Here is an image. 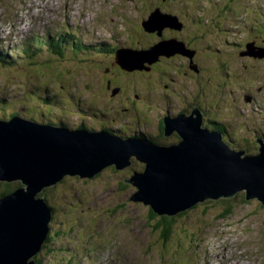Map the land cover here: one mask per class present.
I'll use <instances>...</instances> for the list:
<instances>
[{
  "label": "rangeland",
  "instance_id": "obj_1",
  "mask_svg": "<svg viewBox=\"0 0 264 264\" xmlns=\"http://www.w3.org/2000/svg\"><path fill=\"white\" fill-rule=\"evenodd\" d=\"M86 1L90 2L93 0ZM162 1V3H156L158 6L154 8L152 0H97L98 4L96 6L100 5L104 8V10H101V7H99L100 14L107 15L109 18L110 25L109 23L106 25L108 29L116 27L120 32L123 31L125 38L122 37L124 41H120L119 44L121 46L125 45V51H120L117 58H114L113 54L108 57L104 55L98 58V47L100 46L97 44L101 43V41L97 37L87 34L83 40L84 43H90L93 48L98 49H95L96 52L94 54L88 57L84 56L91 62L87 63V60L76 58L70 52L63 54V56L53 61L51 66L53 67L52 71H55L56 75L61 76L59 80L76 84L84 95L91 93L103 111H106L105 106L109 105V101L116 99L113 101L110 111L117 112L120 111L119 109L124 104H130L125 101L128 98L127 95L125 97H118L116 89H110L105 85V76L109 74V70L117 72L113 70L112 65L117 64L116 61L118 59L124 71L130 72V74L124 73L119 77L127 83L126 85L125 82L121 83L122 87L131 91L135 86L133 87L128 84H131L130 81H136L139 92L135 90L133 94H136L137 97H142L141 100H144L143 97L149 100L152 108L143 102L139 103L138 106L143 110V114L152 109L148 116L152 118L153 125L151 128H147L139 124V120L136 118L140 116L133 110L127 111V114L121 113V122L117 121L116 125L107 124V121H94V119H88L89 124L96 125L98 128L103 125L114 132L119 131L124 122L128 123L129 126L138 127V124L142 128L138 127L141 132L148 130L149 135L146 136L152 139L150 136L157 134L158 128L156 124H158L161 118L162 120H165L166 117L176 119L190 109L195 108L201 112L202 123L204 119L211 121L215 125H222L220 128L223 131L216 128L215 132L221 134L223 139L224 136H228L229 143L224 142L228 149L233 152H244L243 157L258 155L261 151L258 139H264V43L259 42L257 44V41L260 39L259 33L258 39L252 38V42L248 41V46L243 45L245 49H243V53L240 55L242 51L239 48L241 45H238L240 43L239 39H243L244 44L247 42L249 36L248 34L243 35V0H228V3L225 1L219 3L220 7L227 9L226 17L229 23H227V20L225 23L222 21L223 27L220 32L215 27L213 29V23H215V26L219 25L222 18L221 11L224 9L218 6L219 0H172L174 1L172 5L167 2L168 0ZM64 2L65 4L69 3V0H47V2L45 1L42 4L45 6L44 12H47L48 9V12H50L51 8L55 7L53 3H57L61 5L59 13L68 14L66 18L72 21L84 18L80 13L69 14L71 9L65 10L62 8ZM11 10L14 21L17 11L13 7H11ZM149 11L155 13L150 16ZM84 13L86 15V11ZM142 18L147 20L146 26L150 35L158 37L157 39L160 38L159 33L167 35L169 38L168 42L166 44L160 42V45H153L159 46V48H155L154 50L153 46H142L137 39H134L131 25L139 23V20ZM61 19V17L57 18V20ZM197 19L202 20V30L198 35H196L198 28L195 24ZM182 24L185 25V28ZM155 29L159 33H153ZM198 39H200V42L203 41V44L196 47L198 44L196 42L192 47L191 41ZM134 42L139 45L136 50L131 48V46H134ZM114 43L113 41L109 45H113ZM186 46H190L192 49H187ZM247 47L252 48L248 49ZM55 50L54 54L61 53L58 48ZM131 50L136 51V53L140 52V56L132 54ZM44 56L45 52L43 53ZM76 56L82 57L83 55L76 54ZM159 59L163 63L169 62V65L163 64L162 67H169V70H171L169 73L176 80L174 85L172 83V85L165 87L163 83H160L162 76H159L156 80V85L159 84L160 86L156 90L153 87L146 88L147 84H143L147 81L146 74L141 73L144 77L140 82V77H131L133 76L132 73L137 70L145 72L147 67L158 64L160 62ZM39 67L43 66L39 65ZM179 69L183 70V77L182 75L178 76ZM147 70L150 72V69ZM37 76L39 77L40 75L37 74ZM177 78L179 79L177 80ZM120 79L119 81L121 82ZM47 81L50 80L47 79ZM51 81L54 80L52 79ZM57 85L59 84L57 83ZM169 89L172 90V93ZM164 92H166L165 95H163ZM244 95L246 96L244 97ZM111 112L110 114L114 116ZM134 131H137V129L135 128ZM86 132L95 133L89 130ZM138 133L140 134V132ZM174 135H176V138L174 137L170 144H163L164 141L160 137L158 139L157 135L153 139L160 146L168 147L172 146L171 144L176 140L178 143L181 142V135L178 133H174ZM138 138L146 139V137H142L141 135ZM130 140H132L131 137ZM130 161L132 165L122 170H117L115 165L108 166L94 175L91 180L81 179L78 175H66L64 179L53 187L43 188L36 196L46 188H54L50 191L57 192L54 194L56 197H64L70 189L79 190L80 194H84L86 191L87 194L94 193L95 195L92 200H99L101 208L99 211H105L104 214L108 219L111 221L119 219L124 221V223L128 222L127 224L138 228L139 230L136 231L141 235L144 233L151 238L154 236L159 238L160 231H157L155 222L150 218L149 206L140 202L127 201V198L129 196L132 198L139 189L131 184L122 183L124 182L123 180L130 179L136 170H144L141 173L143 174L146 169V163L136 160L135 156L130 157ZM19 185L23 186L20 181L10 183L0 181V191L5 189L4 187L6 186H10L13 189ZM12 193L0 196V200ZM226 199L220 198L218 201L208 200L204 203H197L188 210L189 213L185 211L187 214L179 217L180 219L177 216L183 212L174 216L175 222L178 223L175 227L174 235L179 234L182 235L181 238L184 237L185 233L181 232L185 228L184 225L191 226L188 231L191 235L179 240V246L177 245L176 237H174L173 240H170L166 244L165 252L169 254L190 252L191 247L189 245L194 238L200 239L193 242L192 245L201 244L202 246L209 245L211 247L215 243L216 230L211 228V226H207L210 223L209 221H211V225L217 222H219L218 225L231 222L232 228L235 229L236 233H242L238 225L243 223V252L247 251L249 255L246 256L243 253V264H253L251 260L255 258L259 260V264H264V205L257 198L247 201L246 191H239L234 198L227 199L235 200L231 201L235 204L231 218L229 220L216 221L214 219L215 209L210 211L209 209L217 207L218 204H213L214 202ZM209 203L211 204L209 205ZM72 204L76 205L77 202H72ZM116 208L118 209L112 213ZM115 213L117 215H114ZM157 218L160 219L159 217ZM62 222L63 219L59 215L56 219V226L60 228ZM52 225L53 222L50 221L48 225L49 229ZM198 230H201L199 235ZM47 242L46 249H52L54 243L51 244V240L47 241L46 238L44 243ZM255 253L258 254L254 256ZM210 254L213 255L212 252ZM37 255L39 253L28 259V263L33 261L32 258H36ZM199 257L196 260L202 258V256ZM110 258L113 259V256L110 257L108 254L98 253L94 257L92 264H107ZM227 258L224 257L218 264H236L233 258ZM216 260L217 258H215ZM196 262L193 259L190 264H196Z\"/></svg>",
  "mask_w": 264,
  "mask_h": 264
},
{
  "label": "water",
  "instance_id": "obj_2",
  "mask_svg": "<svg viewBox=\"0 0 264 264\" xmlns=\"http://www.w3.org/2000/svg\"><path fill=\"white\" fill-rule=\"evenodd\" d=\"M165 119L166 135H181L176 146L136 143L142 148L135 147V139L124 144L103 132L72 133L20 120L0 123V181L23 184L0 200V264H31L34 260L28 259L41 251L51 221V211L36 196L43 188L66 175L91 180L111 165L122 170L132 165V156L146 169L124 181L139 189L131 202L148 205L160 216L173 217L208 200L232 199L239 191H246L247 201L257 198L264 205V139H258V155L243 157L244 152L228 149L218 132L201 130L198 109Z\"/></svg>",
  "mask_w": 264,
  "mask_h": 264
},
{
  "label": "trees",
  "instance_id": "obj_3",
  "mask_svg": "<svg viewBox=\"0 0 264 264\" xmlns=\"http://www.w3.org/2000/svg\"><path fill=\"white\" fill-rule=\"evenodd\" d=\"M162 2H163L162 0H152V4H154L153 5L154 8H156V6H158L156 3H162ZM167 2L170 3V5H172V2H174V1L168 0ZM154 13L151 12V11H149V15L150 16L152 14H154ZM146 21L147 20H145V18H142L141 20H139V23H134V25H131L130 24L131 27H132V36L135 37L134 39H137V41H139V43H141L142 46H149V47H152L153 45H160L163 42L164 43L168 42V40H169L168 36L159 33V31H157V29H155L153 33H159L160 34V38L159 39H157L158 37L156 38L155 36L150 35L149 34L150 32L147 30V26L146 25L144 26V24L146 23ZM195 24L197 25V28H198V32H196V35H198V33L202 30V20L201 19H197V21L195 22ZM214 27L218 31H221V28L223 26H221V28H220V26H218V25L217 26L213 25V29H214ZM196 42L198 43L196 45V47L203 44V41L200 42V39H198V40H192L191 41V44H192L191 46L193 47L194 43H196ZM189 45H190V43H189ZM138 46L139 45H137V43L134 42V46H131V48H133V49L136 50L138 48ZM59 47H60V45H59ZM156 47H158V46H153L154 49ZM186 48L187 49H189V48L192 49L190 46H186ZM169 58H171V57H169ZM23 59H24V62H22V63L23 64H27V63L30 64L28 69H31V67L33 66L34 67L33 68V71H34L33 74L40 75L41 76V79L47 78V79H49L51 81L52 79H59V78H61L60 75H56V72L51 70V66H49V64H51V61H44V60H42L40 58V55L37 54V52L29 51L28 53H26L24 55ZM159 60H160V62L158 64H155V65H153L151 67H147V69H150V72L147 69L145 70V72L143 70L142 71H138L137 70V71H135V72L132 73L133 76H131V77H140L141 78V80L139 78V82H140V81L143 80L142 78L144 77L141 73L146 74L147 76L145 75V77H146L147 81H145V83H143V84H147V87L146 88L153 87V88H156V90H157V87L160 86L159 84L156 85V80L159 78V76H162V80H161L160 83H163V85L165 87H168V86L172 85V83L174 85V83H175L176 80L169 73V71H171V70H169V67H164V68L162 67L163 64L169 65V62L163 63L161 59H159ZM90 62H91L90 60L87 61V63H90ZM106 63H108V62H106ZM112 63H115V62H112ZM39 65H42L45 68L39 67ZM96 65H99V64H96ZM118 65H119L118 63L117 64H114V66L112 65L113 70H116L117 72H112L111 70H109V72H108L109 74H106L105 73L106 74V76H105V85L107 87H109L110 89L114 88L116 90H119L120 92L118 93V97L119 96L125 97L127 95V97H128V98H126L127 100H125V98H123V99L125 101L129 102L130 104L129 105L124 104L123 106L124 107H127L129 109V111L130 110H133L138 116H140V117H137L136 118L137 120H139V119L142 118L143 123H145V122L146 123H150V121H151L152 118L150 116H148V115H149V113L151 112L152 109H149L147 112H145L143 114V110H141V107L138 106L139 103L143 102L148 107L152 108L150 106V104H149V100L148 99L146 100L144 97H143V99L145 101L144 100H141L142 97H137L136 94H133L135 90H138V92H139V88L136 85L137 84L136 81L135 82L130 81L131 84H128V85H131L133 87L135 86L131 91H129L128 89H125L124 87H122L121 83L125 82V80H121L119 77L122 74H124V73L130 74V72H125L123 70L122 66L119 67L120 65L119 66ZM21 68H23V67L18 66L17 68L13 69L11 72H17ZM166 69H168V70H166ZM52 73H53V75H52ZM137 74H140V75H137ZM183 74H184L183 73V70H180L179 69L178 76L180 77V75H182V77H183ZM164 75H169V76H164ZM17 76H19V73L12 74V77H17ZM40 76H39V79H40ZM188 77H190V76H188ZM119 79L121 80V82L119 81ZM178 79L179 78H177V80ZM126 84L127 83L125 82V85ZM169 90H171V89H169ZM95 93H97V92L95 91ZM165 93L166 92H164L163 95H165ZM171 93H172V90H171ZM91 97L94 99V96L92 94H91ZM41 98L42 97H41V90L40 89H36V90H33V91L32 90H29V91H26L25 92V102L29 106H31V107H33L37 103V101L41 100ZM114 100H116V99H112L111 101H109V104L111 106H113L112 103H113ZM94 101H95V99H94ZM95 103H97V102L95 101ZM11 108L12 107L9 108L7 106L6 111H3L4 112L3 113V116H0V120H5L6 121V120L11 119V117L14 116V115H19V114L8 115L9 112L11 111ZM95 120H97V121H107V124H110L109 119L106 118V117H100L99 116V117L95 118ZM83 124L87 127V123L86 122H84ZM104 124H106V123H104ZM212 124L213 123H211V121H208V120H204L203 119V123H202V126L201 127H202V129L204 131L205 130L206 131L210 130L212 132H215L216 131V128H217V130L221 129L223 131V129L220 128V127H222V125H217V126L214 127ZM50 125H57V124H50ZM63 127H67L68 128L67 125H64ZM157 127H158V132L156 134L157 135V138L159 139V137H160L164 141L163 144H168V143L170 144L171 141H173L172 139L176 135H174V134L172 135V133H171L170 134V136L172 135L171 137L167 136L168 135L166 133L167 124H166L165 120L164 119L162 120V118H161V120L158 121ZM87 129H89V128H87ZM134 129L135 128H130L129 129V128H127L124 125V127L121 129V131L119 133H113L110 129H108L107 127H105L103 125H101L100 128H96V129L94 128V130H100V131H103V132L110 133L112 135L113 134H117L118 136L122 137V139H124V140H130V138L128 136H125L123 133H125V132L126 133L127 132L128 133H131V132L134 131ZM136 129H138V128H136ZM130 135H131L130 137L132 139L137 138V135H135V134L134 135L133 134H130ZM177 139H179V138H177ZM224 140L226 142H228V136H226V137L224 136ZM178 144L179 143L176 140L171 145L172 146H176ZM172 146H170V147H172ZM143 171L144 170H142V171L141 170H136L135 173L141 174ZM123 181H125V180H123ZM122 183H124V182H122ZM125 183H127V182H125ZM19 187H21V186L19 185V186H17V187H15V188L12 189L10 186H6V187H4L5 189H3L2 191H0V196L5 195L7 193H12L13 191H15L16 189H18ZM51 189H54V188H46L37 197H38V199H42V198H45L47 200L49 199V202L52 204L53 207H55V210H53V212L56 213L57 204L59 202L55 200L56 199V196H54V194L57 193V192L50 191ZM73 190L74 189H70V191H67V194L64 195V197H69V195L71 197L72 195H74L77 190H74V191ZM87 195H89V193ZM87 197H89V196H87ZM131 200H132V198H131V196H129L127 198V201L128 202L129 201L131 202ZM231 201H235V200H227L226 199V200H221L219 202H214L213 203V204H218V205H217V207L210 208L209 211L215 209L214 219H216V221L229 220L231 218V216L233 215V212H234L233 210H234V205H235ZM210 204L211 203H209V205ZM117 209L118 208H116L112 213H114ZM263 209H264V207H263ZM149 212H150V215H151V217H150L151 220H153L155 222V228H157V231H160L159 238H161L163 241L173 240L174 237H176V239H179L180 238L179 240H182L184 237H187V236L191 235V233H188V231L191 228V226H186V225H184L185 228L181 231V232L185 233L184 234V237L181 238L182 235H179V234L174 235L175 234V231H174L175 230V227H176V225H178V223L175 222L174 216L172 218H170L167 215L160 216V215L154 213L150 207H149ZM99 213H101L102 216H105V214H104L105 211H102V212H99ZM99 213H98V216L101 217V215ZM186 214H187L186 212L180 213L177 216V218L183 217ZM114 215H117V213H115ZM157 217H159L160 219H158ZM186 217H187V219H189L188 216H186ZM54 221H56V218H54ZM123 223H124V221H123ZM217 223H219V222H217ZM213 226H214V224H213ZM55 234H56V232H54L53 234H49L48 237H47V241H50V240L52 241L53 238H56V236H54ZM193 234H196V233H193ZM198 235H199V233H198ZM220 238H222V237H220ZM43 248H46V247H43ZM40 257H41V255L39 253V255H37L36 258H35L36 264H38V262L41 261L40 260ZM67 264H73V260L70 258L67 261Z\"/></svg>",
  "mask_w": 264,
  "mask_h": 264
},
{
  "label": "bare ground",
  "instance_id": "obj_4",
  "mask_svg": "<svg viewBox=\"0 0 264 264\" xmlns=\"http://www.w3.org/2000/svg\"><path fill=\"white\" fill-rule=\"evenodd\" d=\"M182 25H183V27H185V25H184V24H182ZM97 50H98V49H97ZM98 52H101V49H99V50H98ZM178 134H179V133H178Z\"/></svg>",
  "mask_w": 264,
  "mask_h": 264
},
{
  "label": "flooded vegetation",
  "instance_id": "obj_5",
  "mask_svg": "<svg viewBox=\"0 0 264 264\" xmlns=\"http://www.w3.org/2000/svg\"><path fill=\"white\" fill-rule=\"evenodd\" d=\"M185 28V27H184Z\"/></svg>",
  "mask_w": 264,
  "mask_h": 264
}]
</instances>
